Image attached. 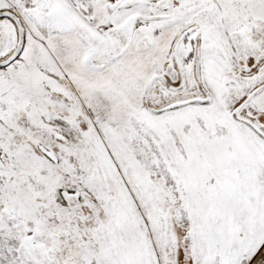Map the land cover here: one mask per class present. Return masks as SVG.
I'll return each instance as SVG.
<instances>
[{
	"label": "snow or ice",
	"instance_id": "obj_1",
	"mask_svg": "<svg viewBox=\"0 0 264 264\" xmlns=\"http://www.w3.org/2000/svg\"><path fill=\"white\" fill-rule=\"evenodd\" d=\"M0 264H264V0H0Z\"/></svg>",
	"mask_w": 264,
	"mask_h": 264
}]
</instances>
